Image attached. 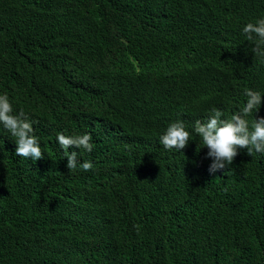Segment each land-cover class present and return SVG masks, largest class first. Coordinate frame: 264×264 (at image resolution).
<instances>
[{"label": "trees", "instance_id": "obj_1", "mask_svg": "<svg viewBox=\"0 0 264 264\" xmlns=\"http://www.w3.org/2000/svg\"><path fill=\"white\" fill-rule=\"evenodd\" d=\"M262 17L264 0H0V94L44 153L15 155L0 125V264H264V154L210 175L194 132L159 142L264 95L242 32ZM57 133L91 134L69 151L93 170L67 169Z\"/></svg>", "mask_w": 264, "mask_h": 264}, {"label": "clouds", "instance_id": "obj_2", "mask_svg": "<svg viewBox=\"0 0 264 264\" xmlns=\"http://www.w3.org/2000/svg\"><path fill=\"white\" fill-rule=\"evenodd\" d=\"M242 32L246 40L254 45L251 49L252 53L264 62V17L254 23H247ZM244 95L246 103L229 118H222L223 111L213 107L206 119L194 121L191 132L182 120L170 123L159 137L160 144L167 150L181 151L187 147L189 141L193 140L194 132L208 149L207 157L212 158L208 169L210 175L231 165L239 150L246 149L248 156L256 153L264 154V117L256 115L264 95L252 89H245ZM249 117L252 119L250 120ZM34 123L35 121H32L23 110L14 113L8 95L0 94V125L15 138V155L38 161L44 158V153L38 137L34 134ZM57 141L64 151L67 159L66 167L69 171H75L77 167L83 171L93 170L94 165L91 161L80 163L78 152L69 151L70 147H74L91 153L94 144L91 143L90 133L74 136L57 133Z\"/></svg>", "mask_w": 264, "mask_h": 264}]
</instances>
